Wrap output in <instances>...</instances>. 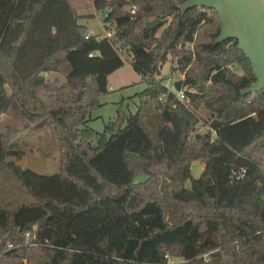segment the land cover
<instances>
[{
	"label": "trees",
	"instance_id": "obj_1",
	"mask_svg": "<svg viewBox=\"0 0 264 264\" xmlns=\"http://www.w3.org/2000/svg\"><path fill=\"white\" fill-rule=\"evenodd\" d=\"M183 1L91 0L104 36L69 0H0V114L22 124L0 131V264H264V89L241 94L248 60L233 39L214 44L216 11ZM165 53L182 73L171 88L156 77ZM122 56L144 88L133 113L95 131L88 113ZM38 120L59 150L52 174L5 159ZM118 199L129 221L118 252L89 248Z\"/></svg>",
	"mask_w": 264,
	"mask_h": 264
},
{
	"label": "rangeland",
	"instance_id": "obj_2",
	"mask_svg": "<svg viewBox=\"0 0 264 264\" xmlns=\"http://www.w3.org/2000/svg\"><path fill=\"white\" fill-rule=\"evenodd\" d=\"M91 0H69L70 5L80 12L87 15V30L91 34L104 33L105 29L100 20V13L91 5ZM150 20V19H148ZM169 17L167 18V21ZM165 26H161L159 31ZM156 34V35H157ZM190 46V45H189ZM166 61L161 65L157 78H162V83L168 88L177 79L182 78V73L176 68L175 59L165 53ZM122 65L107 75V92L96 96L98 106L90 109L86 125L95 131H102L103 126L115 118L116 112L120 111L123 116L135 111L138 99L136 93L144 88V82L141 76L135 73L129 63V59L122 56ZM230 69L235 73H241L240 69L234 65ZM42 75L47 79L57 78L63 80V76L57 72H43ZM158 101H160L158 99ZM157 103V101H154ZM206 116L203 113V118ZM18 123L17 118L11 112L0 114V131L4 130L6 125L13 126ZM205 126L202 122L196 125L197 131H202ZM10 149L16 151L19 156L5 157L6 160H12L21 168H29L39 174H52L59 169V150L49 128L43 120L24 127L20 132L14 135L10 143ZM263 155V150L257 152ZM264 165V157L261 158ZM203 168V164L194 160L190 163L191 175L196 177ZM143 179V176L136 180ZM121 199L115 203L118 207V213L96 233L84 241L89 248L106 253H117L124 235L129 227L127 216L121 211ZM169 261H177V258H170Z\"/></svg>",
	"mask_w": 264,
	"mask_h": 264
},
{
	"label": "water",
	"instance_id": "obj_3",
	"mask_svg": "<svg viewBox=\"0 0 264 264\" xmlns=\"http://www.w3.org/2000/svg\"><path fill=\"white\" fill-rule=\"evenodd\" d=\"M194 6L213 9L218 14L214 44L233 39L248 60L254 81L241 94L264 89V0H184L179 8L184 11ZM159 23L160 19L152 18L143 27L148 30Z\"/></svg>",
	"mask_w": 264,
	"mask_h": 264
},
{
	"label": "built area",
	"instance_id": "obj_4",
	"mask_svg": "<svg viewBox=\"0 0 264 264\" xmlns=\"http://www.w3.org/2000/svg\"><path fill=\"white\" fill-rule=\"evenodd\" d=\"M103 24V27L105 29V32L103 33L104 36H110L111 35V31H110V25L108 22H104L102 23ZM90 55V54H89ZM176 97L178 99H181L182 98V92L181 91H178L175 93ZM158 99L161 101L162 100V96L158 97ZM8 247H11V244H8L7 245Z\"/></svg>",
	"mask_w": 264,
	"mask_h": 264
},
{
	"label": "crops",
	"instance_id": "obj_5",
	"mask_svg": "<svg viewBox=\"0 0 264 264\" xmlns=\"http://www.w3.org/2000/svg\"><path fill=\"white\" fill-rule=\"evenodd\" d=\"M91 2V1H90ZM91 5H92V3H91ZM75 9V8H74ZM75 11H76V14H77V16H78V19H77V21H78V23H80V24H82V25H84L85 26V28H86V32L88 33V34H91L88 30H87V15L88 14H86V13H84V12H80V11H78V10H76L75 9ZM95 34H99V33H95ZM201 172V171H200Z\"/></svg>",
	"mask_w": 264,
	"mask_h": 264
}]
</instances>
